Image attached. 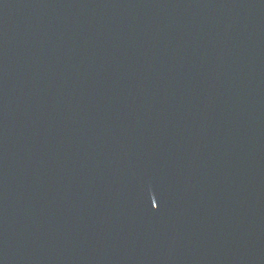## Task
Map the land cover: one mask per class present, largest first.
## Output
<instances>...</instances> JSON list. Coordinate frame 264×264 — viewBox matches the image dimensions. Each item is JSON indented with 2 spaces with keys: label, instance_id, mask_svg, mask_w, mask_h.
I'll return each instance as SVG.
<instances>
[{
  "label": "water",
  "instance_id": "1",
  "mask_svg": "<svg viewBox=\"0 0 264 264\" xmlns=\"http://www.w3.org/2000/svg\"><path fill=\"white\" fill-rule=\"evenodd\" d=\"M0 264H264V0H0Z\"/></svg>",
  "mask_w": 264,
  "mask_h": 264
}]
</instances>
